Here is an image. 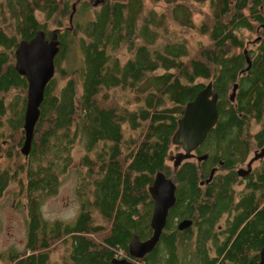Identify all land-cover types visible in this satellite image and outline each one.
Returning a JSON list of instances; mask_svg holds the SVG:
<instances>
[{
	"label": "trees",
	"instance_id": "trees-1",
	"mask_svg": "<svg viewBox=\"0 0 264 264\" xmlns=\"http://www.w3.org/2000/svg\"><path fill=\"white\" fill-rule=\"evenodd\" d=\"M93 1L0 0V198L13 186L16 206L26 209L24 247L0 252V264H111L114 257L258 264L264 0ZM52 26L61 46L25 155L27 80L15 68L14 50ZM240 28L256 34L250 43ZM71 47L79 49L80 63L65 68ZM208 82L218 93L217 120L194 156L174 166L178 118ZM12 88L19 90L10 95ZM76 145L83 151L78 212L72 221L47 219L43 200L57 192ZM255 151L252 163L258 162L239 174ZM158 171L175 182V203L154 248L136 258L129 244L152 234L148 188ZM185 219L190 224L179 228Z\"/></svg>",
	"mask_w": 264,
	"mask_h": 264
},
{
	"label": "water",
	"instance_id": "water-1",
	"mask_svg": "<svg viewBox=\"0 0 264 264\" xmlns=\"http://www.w3.org/2000/svg\"><path fill=\"white\" fill-rule=\"evenodd\" d=\"M97 0H94L95 4ZM75 3L73 4V9ZM69 20H72V13ZM60 39L58 31L51 29L46 35L43 29H37L35 34L28 40L22 39L18 42L15 54V68L19 73L25 75L27 80L26 108L24 112L23 128L25 139L21 151L26 155L30 150L34 125L39 116V105L44 97L46 84L54 74V57L58 53ZM244 52L245 49H244ZM250 63L249 57L246 55ZM234 88L236 85L233 86ZM233 98V97H232ZM218 93L213 91L212 83L208 82L195 97L188 101L178 118L177 128L172 135L174 145H179L182 150L171 156L174 166L178 165L183 158L193 157L192 153L204 140L209 129L214 126L218 116ZM247 163L246 168H240L239 174L245 175L250 170L252 161L258 158L255 151ZM206 154L198 156L205 158ZM214 169L210 172L212 176ZM149 192L153 199V210L150 218L152 234L146 239L134 236L129 244L130 253L136 258L152 250L156 245L163 227L166 223L168 208L175 202L176 184L171 177L165 173L156 172L153 182L149 186ZM190 220H182L179 227H186ZM126 257H114L111 264H134ZM264 264V245L260 250L259 263Z\"/></svg>",
	"mask_w": 264,
	"mask_h": 264
},
{
	"label": "rangeland",
	"instance_id": "rangeland-1",
	"mask_svg": "<svg viewBox=\"0 0 264 264\" xmlns=\"http://www.w3.org/2000/svg\"><path fill=\"white\" fill-rule=\"evenodd\" d=\"M39 16L42 18V14H39ZM76 17L81 18L82 14L77 13ZM53 28H56V26L51 27V29ZM181 30L188 32L193 42L198 37V34H195L191 29L181 28ZM239 35L243 36L245 41H249V43L251 39L256 36L254 32L246 30L245 28H240ZM79 63L80 51L77 47H71L63 58L61 65L68 68L72 65L76 66ZM17 90L19 89L12 88L9 94L11 95ZM177 146L178 145L175 146L174 143L171 146V156L174 155L177 150H182L180 146L176 148ZM82 153V147L76 145L73 150L71 163L61 174V182L57 192L55 194L47 195L44 198L41 211L45 218L63 219L65 221H72L75 219L80 205V198L76 192V183L79 171L82 170L80 162ZM252 154L253 152L251 155ZM53 159H55V156ZM172 161L173 159H171L169 163ZM257 162L258 161H254L253 163L256 164ZM13 188V186L8 187L0 198V252H3L10 247L22 249L26 241V209L23 205L16 206ZM129 260L132 261V259Z\"/></svg>",
	"mask_w": 264,
	"mask_h": 264
},
{
	"label": "bare ground",
	"instance_id": "bare-ground-1",
	"mask_svg": "<svg viewBox=\"0 0 264 264\" xmlns=\"http://www.w3.org/2000/svg\"><path fill=\"white\" fill-rule=\"evenodd\" d=\"M60 46H61V42H60V45H59V50H60ZM59 50H58V52H59ZM212 127H213V126H212ZM212 127H211V128H212ZM211 128H210V129H211ZM210 129H209V130H210ZM207 133H208V132H207ZM206 135H207V134H206ZM205 138H206V137H205ZM205 138H204V139H205ZM203 141H204V140H203ZM203 141H202V142H203ZM202 142H201V143H202ZM201 143H200V144H201ZM200 144H199V145H200ZM199 145H198V146H199ZM185 159H186V158H185ZM208 180H209V178H208ZM208 180H207V181H208ZM174 203H175V202H174ZM173 205H174V204L170 205L169 208H168V210H169ZM167 215H168V214H167ZM166 219H167V218H166ZM179 223H180V222H179ZM179 223H178V227H179ZM179 228H180V227H179ZM133 261H135V262H133L134 264H137V259H135V260H133Z\"/></svg>",
	"mask_w": 264,
	"mask_h": 264
},
{
	"label": "flooded vegetation",
	"instance_id": "flooded-vegetation-1",
	"mask_svg": "<svg viewBox=\"0 0 264 264\" xmlns=\"http://www.w3.org/2000/svg\"><path fill=\"white\" fill-rule=\"evenodd\" d=\"M60 42H61V41H60ZM196 149H197V148H196ZM196 149H195V150H196ZM195 150H193V152H192L193 154H195ZM254 155H255V154H254V152H253V154L251 155V157H253ZM244 167L246 168L247 166L245 165Z\"/></svg>",
	"mask_w": 264,
	"mask_h": 264
}]
</instances>
